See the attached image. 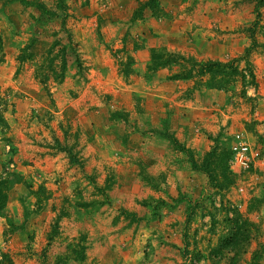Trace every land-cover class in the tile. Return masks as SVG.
I'll list each match as a JSON object with an SVG mask.
<instances>
[{
    "label": "rangeland",
    "instance_id": "obj_1",
    "mask_svg": "<svg viewBox=\"0 0 264 264\" xmlns=\"http://www.w3.org/2000/svg\"><path fill=\"white\" fill-rule=\"evenodd\" d=\"M104 1L0 0V264H100L91 233L139 231L132 202L183 213L187 264H264V0L231 31L257 89L166 47L144 68L127 35L106 41ZM238 139L258 153L239 174Z\"/></svg>",
    "mask_w": 264,
    "mask_h": 264
},
{
    "label": "crops",
    "instance_id": "obj_2",
    "mask_svg": "<svg viewBox=\"0 0 264 264\" xmlns=\"http://www.w3.org/2000/svg\"><path fill=\"white\" fill-rule=\"evenodd\" d=\"M91 9L101 14L106 41L127 35L134 58L144 68L152 50L160 47L198 60L233 59L252 42L231 31L249 26L257 15L252 0H105ZM196 145L191 146L200 152ZM129 210L144 220L140 230L127 227L130 219L117 225L112 216L91 233L90 255L100 258V264H187L182 212L153 218L152 209L137 202Z\"/></svg>",
    "mask_w": 264,
    "mask_h": 264
},
{
    "label": "trees",
    "instance_id": "obj_3",
    "mask_svg": "<svg viewBox=\"0 0 264 264\" xmlns=\"http://www.w3.org/2000/svg\"><path fill=\"white\" fill-rule=\"evenodd\" d=\"M39 8L44 13L52 14V13H50V11L45 6H40ZM157 51H158L157 48L152 50V59L155 58L153 53H155ZM247 53H248V50H247ZM173 54H178L179 56L181 55L179 52H173ZM183 57H185L187 59H192L196 64L201 66V70L199 71V74L201 76L205 75V74H213V75H215V78L217 76H219L220 78H222L223 76H226L227 74L223 70H220V69H223V67H231L233 65V63H235L234 72L236 73L235 75L237 76V78L240 77L242 82H244L247 86L251 85L255 89H257L258 82H257V76H256V73H255L254 69H251V68L248 69L249 70V76H247V71L246 70H242L241 71L239 69V67H238L237 63H238L239 59H233V60H230V61L226 62V61L211 60V59L210 60H206V61L197 60V59L192 58V57H186L185 55H183ZM247 78H249L248 81H246ZM1 185H3V188H2V191H0V212L5 207V202H6V199H7L6 198L7 197V190H9L10 187H11V186H9V181L6 178H4V179L0 178V186Z\"/></svg>",
    "mask_w": 264,
    "mask_h": 264
},
{
    "label": "built area",
    "instance_id": "obj_4",
    "mask_svg": "<svg viewBox=\"0 0 264 264\" xmlns=\"http://www.w3.org/2000/svg\"><path fill=\"white\" fill-rule=\"evenodd\" d=\"M232 152V166L238 174L240 171L250 169L256 157L258 156V153H256L252 146L249 145V143H247L244 139H238V141L232 147Z\"/></svg>",
    "mask_w": 264,
    "mask_h": 264
}]
</instances>
